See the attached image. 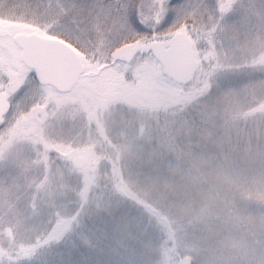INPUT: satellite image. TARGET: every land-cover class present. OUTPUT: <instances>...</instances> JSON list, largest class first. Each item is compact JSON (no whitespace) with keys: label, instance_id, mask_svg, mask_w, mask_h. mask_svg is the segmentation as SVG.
Masks as SVG:
<instances>
[{"label":"rangeland","instance_id":"1","mask_svg":"<svg viewBox=\"0 0 264 264\" xmlns=\"http://www.w3.org/2000/svg\"><path fill=\"white\" fill-rule=\"evenodd\" d=\"M58 2L76 6L61 24L76 15L95 42L91 29L99 16L96 31L105 39L95 54L81 48L88 67L65 96L42 90L0 54V70L16 75L11 89L0 85V92L13 93L0 132V264H177L183 257L264 264V191H256L264 183L250 176V161L264 154V0H31L29 8L0 0V13L45 24ZM13 18L0 22L10 26ZM179 32L192 39L198 66L182 92L195 108L187 118L212 130L202 142L175 115L179 86L145 52ZM138 35L134 61L112 62L114 48ZM165 96L173 101L162 104ZM169 103L170 113L161 112ZM218 131L221 149L212 135ZM182 144L244 158L236 160L248 171L233 170L226 179L233 213L220 208L221 197L192 189L186 201L172 200L176 183L157 191L152 170H163L166 157H181ZM78 156L87 159L84 170L73 167ZM183 156L190 170L201 169L193 168L190 153ZM115 182L162 220L116 193Z\"/></svg>","mask_w":264,"mask_h":264},{"label":"trees","instance_id":"2","mask_svg":"<svg viewBox=\"0 0 264 264\" xmlns=\"http://www.w3.org/2000/svg\"><path fill=\"white\" fill-rule=\"evenodd\" d=\"M175 29L177 30V28H171V29H168L167 31L175 32L176 31ZM139 37H140V35H138L134 38L124 40L123 42H121L122 44H119L116 48H118L124 44H127V43H135V41L137 39H139ZM145 52H146V50H145ZM184 89H185V87H178L179 92H178V96L176 97L175 101H178V103H182V105L181 106L177 105L179 112H177V113L175 112V115L177 116V118H179V116H180V118H182V119L184 118V120L187 121V123L184 124L182 122V120H180V118H179V123H181L182 130L184 131L185 129H187L188 123H190L191 127H192V132H194V133H192V137L195 134H197L196 140H199L202 142L204 139L206 140L205 134L212 131V130H209L207 128V126H206V128L205 127L204 128L198 127V126H196L195 123H191L188 120V118H187L188 114H186V113L188 112V110L193 111V109H195V108L193 107V105H191V101H193L191 98H188V97L186 98V97L182 96V92L184 91ZM167 98L168 97L165 96L161 99L162 104L166 103L167 101H173V99L170 98L168 100ZM189 104H190V106H188ZM169 108H172L170 103L168 106L162 105L163 111H161V112L168 114V113H170V112H168ZM192 125H194L195 128H193ZM206 130H209V131L207 132ZM219 133H220V131L217 132V135L212 134V133L211 134L215 137V142L220 144V146H218V147L221 149L224 147L223 144L225 143V141L222 140L220 137H218V138L216 137V136H219ZM201 134H204V135H201ZM176 141H178V143H177V145H178L180 143L179 142L180 140L178 139ZM239 141H240L239 142V148L244 149L243 144L245 143L246 140L242 138ZM190 145H191V143H190ZM188 146L189 145L185 144V146H184V144H182L181 146H178V147H180V149H178V150L181 152L183 151V154L185 151L187 156L190 153V156L192 159L191 165L194 166L193 168L201 167V169L197 170L198 169L197 168L195 170V172L193 170H190V167L188 165L181 162V161H183V157H184L183 154L181 155V157H179L177 154H175V157H173V155H171V157H166V159L164 160L165 161V168L163 170L157 169L156 172H154L155 168L152 170L153 172L151 175L154 176L152 178L153 181L157 180L159 182L156 184L157 191L158 190L159 191L165 190L164 187H165L166 183L168 185V190H170V186L172 184L176 183L177 191H174L176 193L175 194L176 196L173 195L172 200H175V198L176 199L180 198V200L182 199V200L186 201L187 199L184 197H185L188 189H192V190H195V192L196 191H198L199 193L202 192V194H204V196L211 198L212 200H216L217 197H219V198L221 197L220 199H221L222 204H221L220 208H223L225 210V212L233 213V212H231L232 206L230 204L226 203V199H225V197H227V195L229 197H231L233 194L232 192H229V189L226 186V183H227L226 179L231 178V177L228 178V176H230V174H232L233 170H234V172H236V171H239L240 169L241 170L243 169V167L240 165V163L243 161L246 162L244 160V158H243V161H241L240 158H234V157L229 158L227 156H223L222 154L221 155L215 154V150H214L216 148L215 146H212V147L210 146L211 148L209 149V151L212 152L211 154H202V151H201L202 149H198L195 146H192L191 148H189ZM239 151H242V150H239ZM243 153H245V152H243ZM236 159H238L241 162H238ZM175 160L178 161V164L180 162V165H178L177 162L175 163L174 162ZM161 161H163V159H161ZM250 163L254 164V169L251 171L250 176L252 175L251 177H254L257 181L260 178L262 183H264V169L262 167H260V166H263L262 164H264V154L261 152V155H256V157L252 158ZM166 164L169 166H167ZM258 164H261V165L258 166ZM247 168H248V166L243 170L246 171ZM237 169H239V170H237ZM188 179L190 181H194L195 179L198 180L196 182L197 184L190 185L188 182ZM181 180H183L185 182V185ZM162 183H164V184H162ZM115 184H116V182H115ZM187 186H188V188H187ZM202 186H204V187H202ZM182 188H186V189L183 190ZM115 190H116V193L123 195L124 197H126L128 199H132L134 202H137V204L139 203L138 204L139 206L144 207L146 210H148L152 214H154V216L156 215V218H158L159 220H162V218H160L159 214L154 210L153 207L147 206L146 203L143 201L140 202V200L138 198H136L133 194H132V196L130 194H128L129 192L127 193L125 189L123 190L125 192H121L120 186H118L117 184L115 185ZM262 190L264 191L263 186L260 187L259 190L256 189V191H258V194H261ZM228 192H229V194H228ZM234 199H236V197H232V199H231L232 205H233ZM253 199H255V198H253ZM236 207H237V205L235 202V204L233 206L234 212L237 210ZM247 214H248V212H247ZM163 222H166V221H163ZM194 264H198V263L195 262ZM207 264H209V263H207Z\"/></svg>","mask_w":264,"mask_h":264},{"label":"snow or ice","instance_id":"3","mask_svg":"<svg viewBox=\"0 0 264 264\" xmlns=\"http://www.w3.org/2000/svg\"><path fill=\"white\" fill-rule=\"evenodd\" d=\"M75 4L67 7L58 2L55 11L51 13V20L43 27L27 26L28 32H13L11 28L7 33L0 29V54H3L5 42L9 54L21 57L26 61L29 75L36 78L37 72L41 76L63 72L69 75H79L88 67L86 61H81L77 55L81 48H91L93 54L105 38L96 31L99 27V16L96 18L92 32L96 39L93 41L88 31L80 28L81 21L73 15L69 24H61L60 19L75 10ZM49 10L52 4L48 5ZM103 14V10L101 13ZM16 27H24L17 25ZM56 29H60L59 33Z\"/></svg>","mask_w":264,"mask_h":264},{"label":"water","instance_id":"4","mask_svg":"<svg viewBox=\"0 0 264 264\" xmlns=\"http://www.w3.org/2000/svg\"><path fill=\"white\" fill-rule=\"evenodd\" d=\"M156 62L160 65L163 75L178 86H188L193 82L197 72V61L194 55L193 41L182 32L172 36L167 44L162 42H152L146 47ZM136 47L133 44L122 46L111 53V60L123 64H130L135 58ZM77 55L78 58H82ZM25 66L26 61L21 58ZM26 67V66H25ZM27 68V67H26ZM84 73V72H83ZM83 73L79 75H69L63 72L55 74H46L41 76L36 74V80L44 85L54 88L61 94L69 93L79 82ZM11 110V105L7 100L6 93H0V131L5 126V118ZM87 166L86 158L78 156L73 161V167L76 170H83ZM177 264H192L189 257H184Z\"/></svg>","mask_w":264,"mask_h":264},{"label":"flooded vegetation","instance_id":"5","mask_svg":"<svg viewBox=\"0 0 264 264\" xmlns=\"http://www.w3.org/2000/svg\"><path fill=\"white\" fill-rule=\"evenodd\" d=\"M3 1H13V0H3ZM17 1H19L20 3H22L21 5L22 6H24V8H29V6H30V4H31V0H17ZM6 18H13V17H8V16H6V15H4L3 13H0V20H2V19H6ZM20 19H24V18H20ZM20 19H14L13 18V22L12 23H10V24H12V25H10V26H8V25H6V24H3L2 22H0V29H2L4 32H5V30H6V28H8V29H10L11 28V30H14V31H16V28H14V27H16V23H20L21 21H23V24H20V25H22V26H24V27H19L20 28V30H18V31H20V32H28V31H30V28L29 27H27V26H29V25H31V26H36V27H43L44 26V24H38L37 22H33V21H31V20H28V19H24V20H20ZM20 21V22H19ZM69 24V17H64V24ZM59 31H60V29H58V32H57V29H56V32L57 33H59ZM6 33V32H5ZM2 55V57H4V58H7L8 60L10 59V60H13L14 61V63H13V65H11V63H10V66L11 67H19V71L21 72V71H23V73H21L20 75H23L25 78H29L28 80L29 81H32L33 82V84H35V85H37L39 88H41L42 90H47V89H51L53 92H55L57 95H63V96H65V95H67V94H70V93H67V94H61V93H59V92H57L54 88H52V87H49V86H44V85H42V84H40L37 80H36V78H33L31 75H29V70H28V68H26L23 64H22V62H21V57H15V56H11L10 54H9V50H8V47H7V44L6 45H4V51H3V54H1ZM15 65V66H14ZM5 72L2 70H0V85L1 86H10V89H11V87L13 86L14 87V80L16 79V75H10V72H8L9 74H4ZM15 82H16V80H15ZM4 92V91H3ZM1 93V92H0ZM6 94H7V96H9L11 93H12V91H7V92H5ZM13 94V93H12ZM9 100V99H8ZM11 104V103H10ZM12 106V105H11Z\"/></svg>","mask_w":264,"mask_h":264}]
</instances>
